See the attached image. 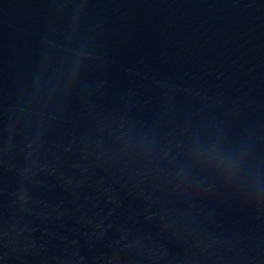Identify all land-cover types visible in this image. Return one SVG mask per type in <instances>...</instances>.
Returning a JSON list of instances; mask_svg holds the SVG:
<instances>
[{
	"label": "water",
	"instance_id": "95a60500",
	"mask_svg": "<svg viewBox=\"0 0 264 264\" xmlns=\"http://www.w3.org/2000/svg\"><path fill=\"white\" fill-rule=\"evenodd\" d=\"M0 264H264V0H0Z\"/></svg>",
	"mask_w": 264,
	"mask_h": 264
}]
</instances>
